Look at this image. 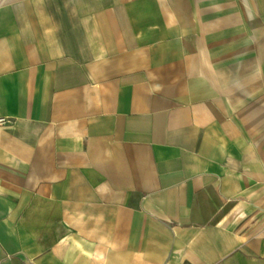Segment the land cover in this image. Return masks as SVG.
I'll return each mask as SVG.
<instances>
[{
    "label": "crops",
    "instance_id": "0c3cea01",
    "mask_svg": "<svg viewBox=\"0 0 264 264\" xmlns=\"http://www.w3.org/2000/svg\"><path fill=\"white\" fill-rule=\"evenodd\" d=\"M0 264H264V0H0Z\"/></svg>",
    "mask_w": 264,
    "mask_h": 264
}]
</instances>
